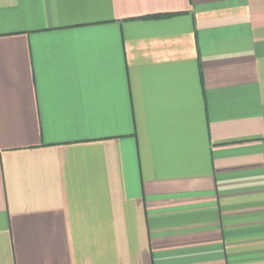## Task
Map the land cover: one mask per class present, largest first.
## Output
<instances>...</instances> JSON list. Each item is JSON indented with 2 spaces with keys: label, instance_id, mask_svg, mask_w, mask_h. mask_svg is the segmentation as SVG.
<instances>
[{
  "label": "crops",
  "instance_id": "1",
  "mask_svg": "<svg viewBox=\"0 0 264 264\" xmlns=\"http://www.w3.org/2000/svg\"><path fill=\"white\" fill-rule=\"evenodd\" d=\"M0 264H264V0H0Z\"/></svg>",
  "mask_w": 264,
  "mask_h": 264
},
{
  "label": "trees",
  "instance_id": "2",
  "mask_svg": "<svg viewBox=\"0 0 264 264\" xmlns=\"http://www.w3.org/2000/svg\"><path fill=\"white\" fill-rule=\"evenodd\" d=\"M166 15H168V14H157L155 16L159 17V16H166Z\"/></svg>",
  "mask_w": 264,
  "mask_h": 264
}]
</instances>
